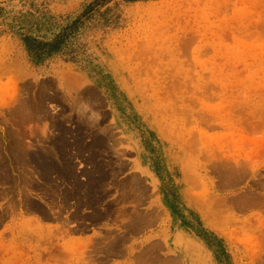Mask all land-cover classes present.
Returning a JSON list of instances; mask_svg holds the SVG:
<instances>
[{
  "label": "rangeland",
  "instance_id": "rangeland-1",
  "mask_svg": "<svg viewBox=\"0 0 264 264\" xmlns=\"http://www.w3.org/2000/svg\"><path fill=\"white\" fill-rule=\"evenodd\" d=\"M5 23L0 264H264V0H116L76 62Z\"/></svg>",
  "mask_w": 264,
  "mask_h": 264
},
{
  "label": "trees",
  "instance_id": "trees-1",
  "mask_svg": "<svg viewBox=\"0 0 264 264\" xmlns=\"http://www.w3.org/2000/svg\"><path fill=\"white\" fill-rule=\"evenodd\" d=\"M116 0H92L76 16H54L41 6L27 4L28 10L15 11L13 6L0 4V20L5 23L7 32L17 36L28 57L36 65L45 63L52 57L66 62H76L81 55L79 37L82 29L99 10ZM124 2L151 0H123Z\"/></svg>",
  "mask_w": 264,
  "mask_h": 264
}]
</instances>
